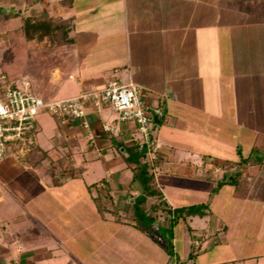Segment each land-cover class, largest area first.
<instances>
[{
  "label": "crops",
  "instance_id": "obj_1",
  "mask_svg": "<svg viewBox=\"0 0 264 264\" xmlns=\"http://www.w3.org/2000/svg\"><path fill=\"white\" fill-rule=\"evenodd\" d=\"M231 1L235 2L233 6L227 0H0V99L5 97L7 84L18 82L28 84L38 97L51 101L101 90L112 78L130 80L142 87L151 109L164 110L163 118L154 122L159 128L154 136L162 144L157 157L161 165L154 172L164 199L172 208L209 200L206 216H193L187 223H179L185 224L186 232L181 237L174 235L173 257L166 252L160 258L145 255L150 262L138 263L136 255L146 252V243L159 246L162 241L125 221L102 217L93 199L96 191L88 188L105 179L115 205L121 210L127 208L128 190L132 187L138 192L141 188L132 179L126 162L127 150L139 147L135 124L120 121L108 106L87 108L89 128L71 118L60 122L50 117L44 125L37 119V127L46 137L42 141L36 139L34 150L25 156L12 154L0 161V264H103L93 248L82 254L75 249L79 244L89 248V244L100 243L102 238L106 244L110 236L123 230L133 237L131 242L122 243L123 248L134 253L115 254L112 260L105 256L108 264H134V260L135 264H169L177 262V258L184 262L194 253L198 254L195 260L183 264H227L264 258L255 249L246 253L241 247L244 225L256 223L258 228H264V159L257 171L250 167L254 165L253 158L248 162L249 168H241L240 157L228 161L210 148L207 140L220 132L217 126L210 136L204 130L208 124L214 126V118L229 122L225 108L234 107L233 103L236 107L231 115L237 118L242 99L236 88L231 89V94L222 88L225 96L220 101H228L227 95L230 96L227 104L220 105L224 117L206 104L196 103L205 102L213 77L225 79L222 85L229 83L230 74L213 67V33H223L228 37L226 42L235 46L229 40L230 28L258 21L248 18L257 12L255 8L249 13L243 5L236 6L241 0ZM214 11L218 12L215 17ZM26 19L68 23L70 41L61 37L60 42H52L46 35L42 39H26ZM219 64L227 70L223 62ZM184 80H199L195 85L201 87L197 91L184 88V93L179 94L175 85ZM254 107L250 104L248 111ZM234 118L230 122L243 128V122ZM104 124L113 130H105ZM252 132L253 145L264 130L258 124ZM236 170H243V176H248V186L241 183L236 188L224 183L211 196L222 174ZM28 177L38 186L32 195L16 183ZM78 181L83 189L77 196L73 189ZM67 188L71 191L61 195ZM68 194L77 198L66 202ZM44 196H49V202L57 205L62 215L46 210L51 204H42ZM6 220H10L8 225ZM191 233L201 237L194 238ZM181 240L186 258L177 249ZM196 240L201 241L197 252L192 249L197 248L192 247ZM255 240L249 245L256 246ZM58 246L62 252L55 253ZM213 246L221 247L220 255L226 256L215 261L202 260L205 254L200 253V248L205 252Z\"/></svg>",
  "mask_w": 264,
  "mask_h": 264
},
{
  "label": "rangeland",
  "instance_id": "obj_2",
  "mask_svg": "<svg viewBox=\"0 0 264 264\" xmlns=\"http://www.w3.org/2000/svg\"><path fill=\"white\" fill-rule=\"evenodd\" d=\"M241 1L242 2L237 3L236 6L237 5L239 6V4H240V6L243 5V8L245 10H247V11L250 10L249 13L256 9L257 12L256 13L254 12L252 15L248 16V18L250 19L253 17L255 19H258V21L256 22V24H250L249 23V24H245L242 26H234V27L230 28L231 34L229 36V40L234 42L235 46H232V44H228L226 42V39L228 37L226 35H223V33H220V35H217L218 33H216V32L213 33V38H212L213 39L212 44L214 47V51L212 53L213 63H214L213 67H214V69H216V67H218V70L220 71V73L221 72L222 73H229L230 75H229V77H227V82H229V83H226V85L225 84L222 85V81L225 79H223L221 81L220 78L218 79V78L213 77L211 88L210 89L207 88L210 92H208L206 98H204L205 102L204 101L203 102H199V101L196 102L197 104H201V103L206 104L207 108L211 109L214 112H217V111L220 112V115L224 117V112H223L224 108L223 107L221 108L220 105L221 104L222 105L227 104V102L230 100V96L227 95L228 101H226V100L220 101L221 96L224 95L221 92V90H222V88H225L231 94L232 88L237 89L236 91L238 92V96L242 99V106L239 103V111H238L237 118L236 117L234 118V116L231 115V114H233V111L235 109L234 107H236V105H235L236 103H233L234 107L229 106L228 108L227 107L225 108L226 114L228 113L229 122L225 121L226 119H224V118L222 119V117H220V118L218 117L217 119L214 118L212 120L213 125H214V126L212 125L213 127L208 126L209 125L208 124L204 128V130H206V131L208 130L207 133H209V136L214 133L216 126L220 130V132L213 134L211 140L208 139L207 141L211 145L210 148H212V149L214 148V151H217L218 154H220L222 158L227 159L228 161H231V159H236V158L240 157L239 149L241 150V153L243 156H245L246 154L249 153L251 146H252V142H251V136L253 135L252 130H254L258 124H260L262 131L264 130V19H263L264 18V4H262L263 3L262 1H264V0H241ZM260 2H262V3H260ZM222 5H224V1H222ZM217 14H218V12L214 11V17ZM260 19L263 20V22H259ZM214 29H217L216 25H214ZM220 62H223V67H224V65H226L227 70L224 69L225 67L224 68L222 67L223 69H221L219 67ZM230 63H235V65H230ZM238 63L240 65H238ZM218 64H219V66H218ZM229 65H230V67H229ZM214 74H218V73L215 72ZM196 83H199V80H197V82L195 80H189V81L184 80L182 83L176 84L175 88L179 94L184 93L183 92L184 88H187L188 90H194L195 89L197 91L198 88L201 86H198V84L195 85ZM223 83H225V82H223ZM32 85H33V88L35 89L34 82L32 83ZM7 86H9V84H7L6 87ZM12 86L13 87H23L22 82L21 83L18 82L17 84L14 83V84H12ZM31 91L35 95L38 96V94L36 93L35 90L34 91L31 90ZM203 93L205 95L204 91H203ZM200 96H199V98H200ZM194 99H198V98H194ZM44 101H48V100H44ZM250 104H254V106H255L253 111L252 110L248 111L249 110L248 107ZM256 106H260V107L256 109ZM242 107H243V109H241ZM250 113L253 116H251ZM258 114L260 115V117L258 116ZM50 117L55 120V117H52V115L47 111H40L37 115L38 121L40 120L43 125L45 124V122L50 121ZM233 118H234V120L238 119L240 122H243L244 127L243 128L241 126L237 127L233 123H231L230 121ZM212 131H213V133H212ZM153 133H155V134L159 133L158 126L154 125ZM205 135L208 136V134H205ZM44 137H46L44 131L38 129L37 134H36L37 141H40V140L42 141V139ZM198 145H200L199 142H198ZM207 146H209V144H207ZM34 147H35V145H34ZM226 167H227V165H226ZM224 175L225 174L223 173L222 176H224ZM19 182H21V184H18ZM31 182H32V180L29 177L25 178V179L22 178V180L16 181L18 186L21 185L20 189L28 192L27 193L28 195L29 194L32 195V193H33L32 191H37V189H38V186L36 184H32ZM76 183L77 184L73 190H74V195L77 194V196H78V194H80L79 191H81L83 189V186H82L81 181H78ZM12 185H16V184L14 182H12ZM227 189H229V188H227ZM67 191L70 192L71 189L67 188L66 192L63 191L61 193V195H63V194L65 195L67 193ZM68 195L70 197L65 198L66 202L74 201L77 198V196H74V195L71 196L70 194H68ZM26 199H28V198H26ZM40 201L42 202V204L45 203V205L51 204L49 202V196L42 197ZM45 201H47V202H45ZM27 203H28V201H27ZM19 208L21 209V207H19ZM46 210H49V211L52 210L54 213H57L59 216L62 215L61 212L59 211L57 205H55V204L49 205L46 208ZM65 220H68L67 217H65ZM9 222H10V220L5 221V223L7 225L9 224ZM184 226H185V224L184 225L178 224V226L176 227V233L175 234L177 237H181L182 234L184 232H186V228H184ZM111 227H113V226L111 225ZM245 227H246V229L243 230L244 234H242L243 235V238H242L243 244L241 245L242 249H244L243 251H245L247 253V251H249V249H255L254 250L255 253L260 252L261 256L264 255V228H262V227L258 228V224H256V223L255 224L249 223V225H244V228ZM74 229H76V225L73 226V230ZM79 233H80V231H79ZM79 233H78V235H79ZM159 235L160 234L156 232L151 237L152 238H159V240H161L160 238H162V237H158ZM85 236H86V234L83 237H85ZM191 236L194 237L195 233H191ZM196 237L200 238L201 236L196 234V236L194 238H196ZM109 238H110V240H108L106 244H104L105 242L103 243V241H105V240H102L103 239L102 238L100 243L95 242V244H92V245L89 244L88 245L89 248L88 247H82L79 244L78 248H76L75 251L82 254V252H84V253L91 252L89 250L91 248H93V250L95 252L98 251V254H100L99 258L102 260L103 264H106V262H107L106 261L107 257H105V256L109 255V257H110L109 259L112 260L113 257H116L115 254L123 255V254H127V253L131 254V252L134 253L133 251H131V252L126 251V248H123L122 243L123 242H124L123 244L129 243L132 241V238H133L124 230L122 232H118L116 236H110ZM257 238H258V240L256 241L255 239H257ZM252 240H255L256 242H258V244L256 246L249 245L250 242L253 243ZM191 244H193V243H191ZM136 245H138V244L136 243ZM69 246H71V245H69ZM146 246H147V249L145 250L146 252L140 251L139 252L140 254L136 255V258L138 257V261H140L138 263H143V262L146 263L148 261L150 262V260H147L148 257L145 258V255L149 256V258H152L153 257L152 255L155 254L156 256H158V258H160L162 255H164L163 253H165L167 251L166 250V243L164 241H162V243L159 246H158V244L151 245L150 242H149V245H147V243H146ZM177 246H178L177 249H178L180 256L184 257V247H183L182 240L178 242ZM193 246H194V244L192 245V247ZM59 247H61V246L55 247V248H57V251L55 253L62 252L61 248H59ZM202 248H200V249L203 250ZM192 249L196 252L199 251L198 248H192ZM201 250H200V253H202L203 255L205 254L203 256L202 260L215 261L216 259H219L220 256H221V258L226 256L225 254L220 255L221 250H222L221 247H216V246L214 247L213 246V247L209 248L208 250H206L205 252H203ZM197 255L198 254L194 253V258H192V260H195ZM184 258H186V257H184ZM141 259H142V262H141ZM189 259L190 258H186L184 260V262L188 263ZM145 260H147V261H145ZM247 261H249V264H257L258 262L260 264H264L263 256L258 260L257 259H255V260L254 259L253 260L247 259V260H239V261L237 260V262H230L227 264H245ZM57 263L60 264V262H57ZM133 263L134 264L137 263L136 260H134ZM107 264H108V262H107Z\"/></svg>",
  "mask_w": 264,
  "mask_h": 264
},
{
  "label": "built area",
  "instance_id": "obj_3",
  "mask_svg": "<svg viewBox=\"0 0 264 264\" xmlns=\"http://www.w3.org/2000/svg\"><path fill=\"white\" fill-rule=\"evenodd\" d=\"M111 107L122 122H133L140 136L139 148L145 152V160L152 163L162 147L153 133L156 118H163L162 107L151 109L141 86L128 80L122 82L110 79L101 90L87 91L70 98L44 101L35 95L26 84L23 87L9 85L5 88V97L0 99V161L10 155L25 156L36 143L37 115L47 111L60 122L68 118L79 120L89 128L86 118L88 107L95 109ZM105 130H113L104 124ZM91 138V133L89 134ZM201 245L200 240L195 246ZM169 264H177L170 262Z\"/></svg>",
  "mask_w": 264,
  "mask_h": 264
},
{
  "label": "trees",
  "instance_id": "obj_4",
  "mask_svg": "<svg viewBox=\"0 0 264 264\" xmlns=\"http://www.w3.org/2000/svg\"><path fill=\"white\" fill-rule=\"evenodd\" d=\"M227 1L230 6L235 4L234 1ZM24 25L26 39L34 37L42 39L46 35L52 42H60L61 37L62 39L65 38L66 41H70L67 38L68 23L66 22L59 23L55 19L49 21L26 19ZM62 31L63 34H61ZM155 120L160 121L161 118H156ZM127 152L126 162L131 169L132 179L139 182L140 190L135 192L132 187L128 190L125 197L128 201V206L126 209L121 210L115 205V199L111 194L109 183L102 179L88 186L90 191H96V195L93 197L96 207L104 218L111 216L117 221H125L150 236L156 232L159 233L158 237H162L160 239L166 243V252L173 257L175 255L173 245L175 228L181 222L187 223L188 219L193 216H206L209 210V200L203 203L172 208L164 199V195L155 179L154 170L161 165V159L156 158L153 165L148 161H144L145 152L137 146H133ZM239 153V167L249 168L248 162L253 158L254 165L252 164L250 167L257 171L264 159V133H260L256 137L247 157L242 155L240 149ZM243 172V170L225 172V175L217 186L212 189L210 195L213 196L224 183L232 184L236 188L243 183L244 187H247L250 180L248 176H243ZM192 258H194V254L190 255V259ZM177 264H183V262L177 258Z\"/></svg>",
  "mask_w": 264,
  "mask_h": 264
}]
</instances>
